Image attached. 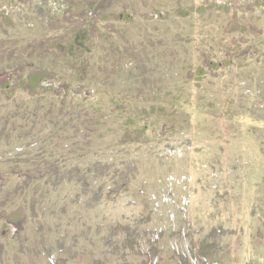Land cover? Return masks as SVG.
<instances>
[{
    "label": "rangeland",
    "instance_id": "obj_1",
    "mask_svg": "<svg viewBox=\"0 0 264 264\" xmlns=\"http://www.w3.org/2000/svg\"><path fill=\"white\" fill-rule=\"evenodd\" d=\"M0 23L102 122L86 158L69 129L48 145L99 165L87 185L33 191L0 155V264H264V0H0ZM79 33L82 77L52 50Z\"/></svg>",
    "mask_w": 264,
    "mask_h": 264
},
{
    "label": "trees",
    "instance_id": "obj_2",
    "mask_svg": "<svg viewBox=\"0 0 264 264\" xmlns=\"http://www.w3.org/2000/svg\"><path fill=\"white\" fill-rule=\"evenodd\" d=\"M95 1H89V14H96L102 9L94 4ZM0 155L5 157L10 151L17 153L10 160H16L15 163H22L23 175L26 185L25 188L32 187L33 191H37L38 183L32 182L38 177L39 183L42 181L44 185L60 186L62 182L70 181L77 186L87 185L85 178L94 171H97V166L81 168L79 164L73 162L61 154L56 155L50 152V147L54 141L60 140L62 130L69 129L72 134L66 137V141L70 142L69 156L85 157L82 154L83 147L91 141V137L101 139L100 129L102 122L99 111L96 112L93 106L84 102V107L74 105L68 96V84L64 82L60 89L64 92L51 86H46L52 80H57V77L50 74V71L45 67L43 61L44 54L49 53V49H38L31 44H23L25 48H15L12 44V39L9 37L7 30L3 29L0 23ZM86 35L79 33L68 44L54 43L53 52L58 56H65L67 61L74 65V75L83 76L86 74L82 58H75L81 51H86L84 46ZM17 45V44H16ZM22 45V44H18ZM78 52V53H77ZM42 63L39 65V62ZM59 80V79H58ZM39 90H42L40 92ZM17 91L26 93L27 98H17ZM47 95L57 97L59 104L48 101ZM25 97V96H24ZM86 100V99H85ZM92 111V112H91ZM101 115V114H100ZM44 130H48L47 134ZM44 131L39 134V132ZM141 129L135 130L134 134L137 137ZM43 136H46L43 138ZM71 137V139H67ZM132 137V135H131ZM82 140V143H78ZM13 142H16L14 147ZM26 143V144H25ZM11 145V146H10ZM24 145L26 147H24ZM84 145V146H83ZM34 146L39 149L34 151ZM29 150V155L25 151ZM89 152L88 149H85ZM72 151L74 154H72ZM22 152V153H21ZM36 152V153H35ZM61 156V159L58 158ZM0 158V159H1ZM86 158V157H85ZM96 164V163H94ZM92 164V166H94ZM95 169V170H94ZM67 178V179H65ZM5 179L0 169V209L10 207L9 192L5 189ZM21 191V188H15V191ZM39 189V188H38ZM5 211L0 210V215L4 216ZM188 260L193 264H215L207 257H197L187 251ZM187 259V258H186ZM185 261V260H183Z\"/></svg>",
    "mask_w": 264,
    "mask_h": 264
}]
</instances>
